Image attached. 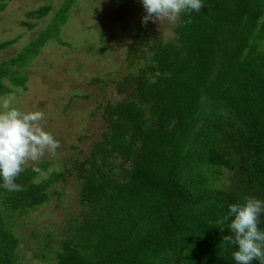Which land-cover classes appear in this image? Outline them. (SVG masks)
Here are the masks:
<instances>
[{"label":"trees","instance_id":"obj_1","mask_svg":"<svg viewBox=\"0 0 264 264\" xmlns=\"http://www.w3.org/2000/svg\"><path fill=\"white\" fill-rule=\"evenodd\" d=\"M202 3L199 12L181 14L171 42L146 38L142 60L134 58L142 37L136 33L128 64L138 71L124 78L122 101L103 107L105 130L91 146L92 168L81 170V202L94 217L62 242L57 264H237L238 246L222 242L234 237L229 206L245 197L264 201V0ZM67 9L27 52L52 34L68 45L58 36ZM23 54L9 64H23ZM3 78L24 88L19 71L1 66V93L9 91ZM114 158L129 168L112 167ZM33 166L16 179L24 190L0 187V264H22L5 213L23 215L44 204L47 188L63 175L36 182ZM35 166L44 171L47 163ZM213 169L233 174L234 191L215 186ZM258 227L264 231V212Z\"/></svg>","mask_w":264,"mask_h":264},{"label":"rangeland","instance_id":"obj_2","mask_svg":"<svg viewBox=\"0 0 264 264\" xmlns=\"http://www.w3.org/2000/svg\"><path fill=\"white\" fill-rule=\"evenodd\" d=\"M0 2L4 5L0 11V43L10 42L0 50V67L17 70L26 78L24 88L3 78L9 91L0 92V98L14 97V106L21 111H43L42 125L60 143L55 156L46 153L40 162L30 161L24 168L47 163L44 174L37 176L36 182L52 173H63L47 188L49 199L44 204L23 215L5 213L6 220L19 240L16 250L19 263L57 264L62 242L74 238L80 224L94 217L88 204L81 202V170L85 174L86 169L92 168L91 146L105 130L103 107L122 101L126 94V87H121L124 78L138 71L128 64L130 46L137 41L135 35L141 33L142 37L134 58L142 60L149 51L143 45L145 39L171 42L177 23L149 20L145 25L142 0ZM65 5L68 9L58 26V36L68 45L60 44L52 34L35 52H27ZM44 7L48 11L43 17L32 15ZM263 20L264 16L260 21ZM260 45L264 49V41ZM22 54L28 56L23 64H9ZM82 161L83 168L81 165L82 169L77 168ZM96 161L101 163L98 157ZM109 161L114 168L121 164L122 169L129 168L121 159ZM212 172L211 179L217 188L234 191L235 179L230 171L213 169Z\"/></svg>","mask_w":264,"mask_h":264},{"label":"clouds","instance_id":"obj_3","mask_svg":"<svg viewBox=\"0 0 264 264\" xmlns=\"http://www.w3.org/2000/svg\"><path fill=\"white\" fill-rule=\"evenodd\" d=\"M142 3L146 10L145 25L149 20L176 24L181 14L199 12L203 7L202 0H142ZM13 101L14 97L0 98V187L18 192L24 190L16 179L25 165L40 162L46 153L55 156L60 143L42 125L43 111H21ZM32 170L44 174L35 163ZM262 212L264 201L255 197H245L244 203L229 206V215L234 216L230 223L234 237L224 235L222 242L238 246L233 253L237 264H252L254 260L264 264V231L258 227ZM228 218L225 216V220Z\"/></svg>","mask_w":264,"mask_h":264}]
</instances>
